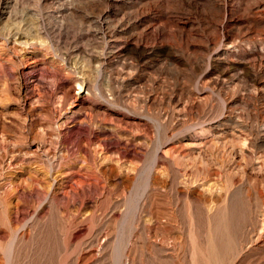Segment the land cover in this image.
I'll list each match as a JSON object with an SVG mask.
<instances>
[{
    "label": "rangeland",
    "instance_id": "1",
    "mask_svg": "<svg viewBox=\"0 0 264 264\" xmlns=\"http://www.w3.org/2000/svg\"><path fill=\"white\" fill-rule=\"evenodd\" d=\"M2 45L0 264H195L224 205L264 264V0H0Z\"/></svg>",
    "mask_w": 264,
    "mask_h": 264
},
{
    "label": "bare ground",
    "instance_id": "2",
    "mask_svg": "<svg viewBox=\"0 0 264 264\" xmlns=\"http://www.w3.org/2000/svg\"><path fill=\"white\" fill-rule=\"evenodd\" d=\"M107 29H108L107 26L103 27V30L107 31ZM20 35L21 34H19V36ZM5 46L6 45H2L0 47V49H3L2 50L3 51V59L7 60V62L9 60H11L14 63L15 62L14 58H8V57H10V56H7L9 54L8 53V48H6ZM33 121H35V119H31V123H33ZM84 129H86V128H84ZM81 130L78 127L76 129H71V130L68 129V131H65V132L62 133L61 142L62 143L67 142L68 140L73 138V136L70 133H72V134L75 133L74 135H76ZM257 141H260V142L263 141L264 142V136L259 137L257 139ZM73 144H76V139H74ZM65 149H66V152H68L67 151L68 148H65ZM66 156H67V154H64V152H63V154H61L60 158H65ZM181 208H182V206H181ZM175 209L177 210V208H175ZM171 210H172V208H171ZM201 210L202 209L199 208L198 211H196V212L200 213L199 211H201ZM177 211H179V210H177ZM158 212H160V211H158ZM175 212H172L171 214L173 215V214H175ZM214 213H216L215 217H214L215 221H214V224H213L212 228L210 229L211 242L207 246V251H200V252L196 253V255L194 257L195 264H224V261L229 256H231L234 253L235 249H236V235H237L238 231L240 230V228H241L240 224L242 223L241 219L239 220L238 223H236V220H237V218L239 216V213L236 212V207L234 205H231L229 207L227 205L219 206V207H216V210L213 212V214ZM169 214H170V212H169ZM196 215H198V214H196ZM182 216H184V215H182ZM175 218H177V217H175ZM199 220L201 221V218ZM169 221H170V219H169ZM53 235H55V233H53L52 236ZM163 239H165V238H163ZM49 241H50V239H49Z\"/></svg>",
    "mask_w": 264,
    "mask_h": 264
}]
</instances>
